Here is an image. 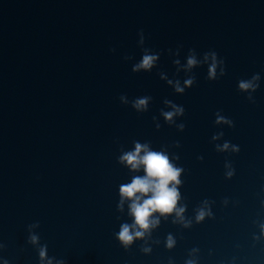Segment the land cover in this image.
Here are the masks:
<instances>
[{
  "label": "water",
  "instance_id": "obj_1",
  "mask_svg": "<svg viewBox=\"0 0 264 264\" xmlns=\"http://www.w3.org/2000/svg\"><path fill=\"white\" fill-rule=\"evenodd\" d=\"M139 29L144 47L160 52L151 72L131 71L142 55ZM178 44L181 63L189 48L198 58L214 50L226 74L207 80L201 65L196 83L175 93L157 73L186 78L166 51ZM254 73L250 103L237 82ZM120 94L151 96L148 111L121 104ZM164 99L184 107L183 131L164 122ZM217 110L234 127L215 125ZM133 140L179 156V203L191 224L153 213L159 224L125 249L116 233L133 217L130 201L117 207L120 187L145 173L117 158ZM226 140L239 151H216ZM205 199L212 215L197 222ZM36 221L31 244L27 225ZM262 226L264 0H0V264H40L43 245L44 264H264Z\"/></svg>",
  "mask_w": 264,
  "mask_h": 264
},
{
  "label": "clouds",
  "instance_id": "obj_2",
  "mask_svg": "<svg viewBox=\"0 0 264 264\" xmlns=\"http://www.w3.org/2000/svg\"><path fill=\"white\" fill-rule=\"evenodd\" d=\"M137 35L139 37L137 44L141 48L142 55L137 62L132 64L131 71L134 73L141 71L151 72L157 66L160 52L154 51L149 47H144L145 35L143 29H139ZM182 48L183 45L178 44L175 49L169 48L166 51L170 56L174 57L172 63L175 66L176 73H179L181 69L186 73V78L183 82L181 83L180 79L168 78L164 71H158L157 73L161 79L165 80L172 87L175 93L184 94L185 89L192 87L196 83V76L192 70L201 65H207V74L205 77L207 80H218L226 74L225 60L222 57L218 58V54L214 50H208L199 56L201 58H198L196 50L189 48L185 57L186 62L181 63L178 57ZM109 51L114 52L115 48H110ZM123 59L128 61L132 60L133 57L131 55H124ZM260 79V74L254 73L250 78L239 79L237 82V90L241 93H246V99L250 103H255L253 93L259 88ZM118 99L121 104L130 105L137 113H144L148 111L152 97L144 95L130 100L126 94H120ZM163 104L169 109H160V115L164 118V122L170 126L174 125L178 131H183L185 128L184 123H176V120L178 117L184 115V107L168 99H164ZM214 116L213 123L215 125L223 124L228 125L229 128L234 127L233 120L222 115L221 110H217ZM152 119L156 121L157 118L153 116ZM156 127L160 128V124L157 123ZM223 135L224 133L222 131L216 132L212 135L211 140H217L223 137ZM132 143L134 145L132 150L123 151L117 160L132 171H139L142 167L145 174L143 176H133L130 183L120 187V201L117 207L122 210L124 201H130L129 215L133 217L131 224H121L119 232L116 233L117 239L125 249L131 245L135 238H143L145 234L150 235L151 229L159 224V217H154L153 213H159L165 219L174 213V223L180 222L185 227L191 224V221L186 220L183 215L186 210V205L179 203L182 197L178 186L183 183L180 177L181 173L185 171L183 167L177 166L174 162V160L179 159V156L176 155L172 159L165 150H153L150 146L151 142L149 141L141 143L133 140ZM173 143L176 147H179L178 141H174ZM214 147L218 152H224L229 149L233 152L239 151L237 145H233L227 140L222 145L216 144ZM197 158L200 160L203 159V157ZM225 167L229 168V171L225 175L231 177L234 169H231L228 163L225 164ZM202 203L204 206L196 210L195 219L197 222L202 221L206 216L212 215L208 209L209 201L205 199ZM37 227H39V221L27 225V229L29 230L28 243L36 244L38 242L39 235L31 231ZM174 244L175 240L169 235L166 246L171 248ZM3 248H5V245L0 243V249ZM46 248L47 245H43L39 249L40 264H44ZM143 250L149 252L150 248ZM53 259H48L47 264H53ZM3 264H9V260L3 259ZM56 264H65V261L57 260ZM185 264H195V261L188 260Z\"/></svg>",
  "mask_w": 264,
  "mask_h": 264
}]
</instances>
